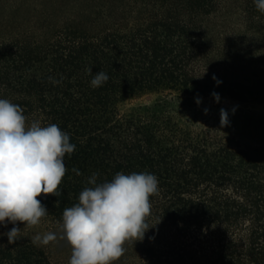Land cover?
<instances>
[{"label":"trees","instance_id":"16d2710c","mask_svg":"<svg viewBox=\"0 0 264 264\" xmlns=\"http://www.w3.org/2000/svg\"><path fill=\"white\" fill-rule=\"evenodd\" d=\"M99 71L109 79L92 88ZM213 93L243 105L225 126L212 107L190 110ZM0 99L76 146L60 195L38 197L48 214L17 222L14 244L0 235V264H69L66 240L32 238L59 232L93 173L102 183L118 172L154 174L159 192L151 228L112 264H264V113L253 108L264 109V13L254 0H0Z\"/></svg>","mask_w":264,"mask_h":264},{"label":"clouds","instance_id":"9594fccd","mask_svg":"<svg viewBox=\"0 0 264 264\" xmlns=\"http://www.w3.org/2000/svg\"><path fill=\"white\" fill-rule=\"evenodd\" d=\"M254 3L264 13V0ZM87 71L92 74L91 68ZM108 79L99 71L90 86L101 87ZM49 80L59 83L53 77ZM213 95L219 99L218 94ZM220 116L221 126L227 125L224 109ZM75 147L57 124L42 126L40 120L28 123L20 105L0 99V224L14 225L0 235H6L9 244L18 240L21 228L15 226L17 222L31 228L48 214L38 197L60 195L58 188L67 172L64 157ZM73 171L81 174L78 169ZM158 183V178L147 172H118L111 181L97 183L93 173L88 179L92 187L84 188L79 202L63 210L59 232L36 234L32 243L47 246L66 240L72 250L69 264H112L124 255L126 242L142 241L151 228L147 223L150 197L158 194Z\"/></svg>","mask_w":264,"mask_h":264},{"label":"rangeland","instance_id":"374dc122","mask_svg":"<svg viewBox=\"0 0 264 264\" xmlns=\"http://www.w3.org/2000/svg\"><path fill=\"white\" fill-rule=\"evenodd\" d=\"M157 98L156 95H151L147 97H143L141 99L134 100L130 105H127V108L136 107L143 104H148L152 101H154ZM197 101L202 102V105L200 106H193L190 108L191 111L197 112V111H203L206 110L208 107H212L213 109V115L211 116V120H220L221 116V109H224L227 113H232L234 110H238L240 108H243V105L232 101L230 99H218V100H207V99H197ZM256 111L264 113V109L262 106L253 107Z\"/></svg>","mask_w":264,"mask_h":264}]
</instances>
